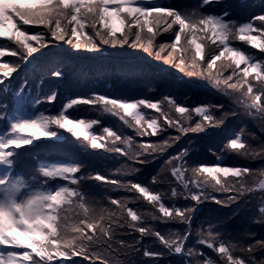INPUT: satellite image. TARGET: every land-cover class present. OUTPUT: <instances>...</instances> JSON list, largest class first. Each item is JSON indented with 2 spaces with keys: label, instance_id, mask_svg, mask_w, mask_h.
Instances as JSON below:
<instances>
[{
  "label": "snow or ice",
  "instance_id": "1",
  "mask_svg": "<svg viewBox=\"0 0 264 264\" xmlns=\"http://www.w3.org/2000/svg\"><path fill=\"white\" fill-rule=\"evenodd\" d=\"M213 2L217 0H198L194 6L169 4L167 0H0V58L9 55L27 63L34 53L50 42L63 41L75 50L87 51H98L101 45H127L142 49L149 55L154 54L157 59H163L164 63L190 77L207 78L215 86H222L224 94L247 110L249 115L264 116V60L229 46L230 40L238 39L264 52V14L238 24L227 11L222 14L205 11L206 6ZM255 22H259V26H255ZM25 26H42L46 31L30 33ZM253 32L258 34L252 35ZM162 33H171L174 39L170 43H161L156 49L154 41ZM19 67V64L0 59V77L5 78L0 79V85ZM225 72L229 74L225 76ZM51 75L60 78L63 73L53 70ZM251 81L257 82L259 92L254 90ZM15 95L20 96V93ZM56 97L57 93L53 91L44 102L51 104ZM41 103L36 99L31 106ZM79 105L90 106L118 118L141 138L157 136L168 128L175 129L179 135L159 143H136L132 136L123 135L111 126H103L104 135H97L92 129L101 123L98 119L76 118L68 114ZM210 107L219 111L223 105L189 108L169 96L151 101L93 93L87 97L69 98L57 114H46V111L29 113L18 108L11 116L0 117V122L5 124L4 130L0 131V264H56V257L61 258L59 264H66L69 257L76 256L89 260L90 264H97V261L99 264H111L106 256L118 251L114 245L125 249V254L136 252L139 251L136 245L145 236H155L170 251L174 249L175 254H181L184 240L179 234L173 233L165 238L151 226H141L145 215L129 207L132 197L106 196L104 199L109 206H105L101 199L87 197L81 182L94 180L136 194L134 199L142 198L159 213L146 214L152 221L189 222L186 214L192 213L193 208L168 207L162 201V193H153L139 182L108 179L100 173L78 176L83 165L72 158L66 162L41 164L36 168V174L25 178L23 172L15 169L21 155L17 150L41 139L58 138L57 130H64L73 138L82 139L91 150L103 149L132 161L147 163L140 158L153 153L162 154L181 136L222 125L229 115H235L234 112H222L220 117H216ZM142 109L154 110L158 116H148ZM193 115L201 118L194 124ZM224 148L230 153L253 159L264 156V148L259 152L249 150L240 135L229 139ZM188 154L187 150L181 151L165 162L171 176L184 190L178 192L172 188V197L184 196L199 203L210 198L209 189L241 194L250 191L244 179L250 169L223 166L220 163L223 157L220 156L214 165L189 167L185 161ZM116 171L128 174L138 169ZM164 171L162 167L152 177L153 182H158L157 176ZM186 173L190 178H186ZM260 174L264 175V171ZM55 180L65 183H50ZM261 186L264 187V181ZM192 187L197 191L192 192ZM229 199L235 197L230 196ZM260 211L264 212V207ZM133 233L140 234L134 243L126 244L119 238ZM189 234L186 233L185 238ZM213 239L215 236L209 232L208 240L200 239L198 243H207V247L213 249ZM258 249L264 250V241L240 249L249 254L248 260L234 258L223 242L214 251L226 258V264H257L253 253ZM143 256L158 259L160 254L144 250ZM203 264L213 262L205 260Z\"/></svg>",
  "mask_w": 264,
  "mask_h": 264
},
{
  "label": "trees",
  "instance_id": "2",
  "mask_svg": "<svg viewBox=\"0 0 264 264\" xmlns=\"http://www.w3.org/2000/svg\"><path fill=\"white\" fill-rule=\"evenodd\" d=\"M167 3L194 6L198 0H168ZM214 3L216 4L213 7L204 10L213 14H222L223 11H228L230 18L238 24L251 20L255 15L264 14V0H217ZM255 26H259V22H255ZM25 27L30 33L36 30L46 31L42 26ZM47 39L51 40L50 37ZM97 43L99 42L97 41ZM166 43H169L168 38ZM229 43L230 46L235 47L240 45L238 40H230ZM240 46L247 48L250 53L260 52L258 49H252L246 45ZM12 47L15 46L12 45ZM128 48L130 47L127 45L123 47L101 45L98 51H87L75 50L63 41L50 42L47 47L33 54L31 60L34 62H31L27 67L25 64V68H23V63L18 71L6 81L12 90L16 86L18 87L21 82H26V85L32 88L31 92H35L42 99L41 105L46 114H57L62 104L69 98L87 97L95 92L96 94L129 100L144 98L160 101L164 96H169L181 106L189 108L223 105L219 111L210 107V111L216 117H219L222 112L230 114L234 112L235 115H229L230 117L226 118L222 125L207 128L203 132L187 133L181 136L162 154L153 153L140 158L146 160L147 163L132 161L116 153H107L103 149L91 150L86 147V142L82 139L73 138L71 134L57 130L59 137L56 140L41 139L31 149L24 147L17 150L21 154L18 159H22L24 162L17 163L16 169L33 173L38 168L37 160H68L72 158L83 165L81 172L77 174L78 176L100 173L108 179L139 182L147 186L153 193H162V201L168 207L194 209L192 213L186 214L189 217V222L171 220L162 223L159 220L152 221L146 214L154 212L159 215V213L142 198L134 199L136 194L124 190H106L104 188L106 184L103 182L82 181L81 188L87 197L95 196L101 199L105 206H109L107 200L104 199L106 196L113 198L132 197L129 207L145 215V220L141 226L149 225L165 238L173 233H180V238L184 240L181 245V254H175L174 249L170 251L155 236L143 237L142 242L136 245L139 251L128 252L127 254H125V249H121L119 245H114L118 251L106 256L111 264H198V262L203 264L205 260H210L213 264H226V258H222L220 254L214 251L220 242L229 247L230 254L234 258L248 260L249 254L240 249L242 247L247 248L257 241H264V218L256 219L260 206L264 207V202H262L264 192L253 190L264 179V175L260 174L264 171V156H257L254 159L240 156L226 151L224 145L229 139L240 135L242 142L246 144L249 150L255 149L259 152L261 148H264V116L256 113L249 115L247 110L234 104L233 100L224 94L222 86L217 87L208 79L203 80L202 78V81L200 77H190L172 65H166L170 70L163 69L164 67L149 63L141 53L135 51L129 53ZM130 54L137 55L130 56ZM256 58L264 60V52L258 53ZM6 59H8V63L16 64L14 57L8 56ZM18 61H21L20 58ZM160 62L164 63L163 61ZM53 70H58L63 75L60 78H55L51 75ZM228 74V72L224 73L225 76ZM251 82L254 85V90L259 92L257 82ZM37 84H39L38 88ZM53 91L57 93L55 101L51 104L44 102L45 97ZM11 93L12 91H6L0 95V117L8 115L12 111L13 97ZM80 109L82 110L81 113L68 112V114L76 118L98 119L101 123L92 129L97 135H104L102 128L108 125L116 131L117 125L123 126V129H127L124 130V134L132 136L136 143H159L169 137L179 135L175 129L168 128L157 136L141 138L136 135L133 129L124 126L118 118L103 114L86 105H80ZM172 115H176L174 111ZM196 121L193 118L192 123L194 124ZM1 124L4 123L0 122ZM242 129L243 131H241ZM117 146L124 147L123 145ZM184 150L189 153L185 157L189 167L200 166L201 164L214 165L217 157L220 156L225 158L222 162L223 166L250 169V173L244 178L246 187L250 191L241 194L238 192H214L209 189L207 190L208 195L209 197L214 196L215 201L207 199L201 200L199 203L190 198H184V196L172 197V188H176L178 192L184 190L171 176L170 169L165 165V162ZM162 167L165 168V171L161 176H157L158 182H153L152 177L156 176ZM130 168H136L138 171L135 173L128 172V174L116 171L123 169L124 172H127ZM186 178H190L189 173H186ZM191 191L195 192L197 189L192 187ZM230 196L235 197V199L230 200ZM209 232L215 236V239L211 241L214 245L213 249H209L207 243L203 245L198 243L200 239L207 241ZM186 233L190 234L185 238ZM119 238L124 240L126 244L134 243L140 238V234H124ZM189 249H191V253ZM144 250L160 254V256L158 259L153 256L145 258L143 256ZM253 256L257 264H264V250L258 249L253 253ZM66 264H90V261L81 256H76L69 257ZM97 264H99L98 261Z\"/></svg>",
  "mask_w": 264,
  "mask_h": 264
},
{
  "label": "rangeland",
  "instance_id": "3",
  "mask_svg": "<svg viewBox=\"0 0 264 264\" xmlns=\"http://www.w3.org/2000/svg\"><path fill=\"white\" fill-rule=\"evenodd\" d=\"M216 3H211L210 5H208V6H206V8L207 9H209L210 7H213L214 5H215ZM223 9V8H222ZM228 12V11H227ZM36 31H41V30H36ZM35 31V32H36ZM32 33H34V32H32ZM258 33H255V32H253L252 33V35H257ZM167 38L169 39V43L174 39V35L173 34H171V33H162V34H160L159 36H157V38H156V40L154 41V44H155V48L156 49H158V47H159V45L163 42V41H165V43L167 42ZM162 39H164L163 41H162ZM238 39H233V41H237ZM243 43V44H242ZM230 44V43H229ZM238 44H240V45H246V46H249V47H251L250 45H248L247 43H245V42H243V41H240V40H238ZM240 45H238V46H230V47H235V48H238V49H241V50H243L244 52H248V49L247 48H244V47H242V46H240ZM252 48V47H251ZM253 49V48H252ZM128 52L129 53H131L132 51H135V52H137V53H141V54H143L144 56H145V58H146V60L149 62V63H151V64H155V65H157V66H161V67H164L163 69H168V70H170V68L169 67H167L166 65H170V64H166V63H161L160 61H163V59H157L156 57H155V55L153 54V55H149L148 53H145L142 49H133V48H128ZM258 53H260V52H258ZM258 53H256L255 51L254 52H248L247 54H249V55H252L254 58H256V56L258 55ZM137 54H130V56H136ZM9 55H6L5 57H3V58H0V59H2L3 60V62H8V59H6V57H8ZM140 56V55H139ZM13 57V56H12ZM143 57V56H142ZM15 58V61H16V64H19L20 65V67H21V65L24 63V67H25V64H26V67H27V65H30V63L31 62H34V61H32L31 60V58H29V62H27V63H25V62H23V61H18L19 60V57H14ZM257 59V58H256ZM164 62V61H163ZM23 67V68H24ZM241 67H243V65L241 66ZM17 71H18V69H17ZM179 71V70H178ZM18 73V72H17ZM0 79H5V78H3V77H0ZM7 79V78H6ZM207 78H203V80H206ZM200 80H202V78H200ZM202 80V81H203ZM205 85H207V83H205V82H203ZM37 86H39V84H37ZM38 88V87H37ZM31 87L30 86H27L26 85V82L23 84V85H19L18 87L16 86V88L14 89V90H12V87H10V85L7 83V81H5V83L3 84V85H0V95L2 94V93H4V92H6V91H12V97H13V108H12V113L10 114V115H8V116H11L12 114H13V112L14 111H16L18 108H20L22 111L23 110H27V112H29V113H36L37 111H45V109H43V107H42V105L41 104H39V105H36L35 107H32L31 106V104H32V102H34L36 99H39V100H42L40 97H38L37 96V94L35 93V92H31ZM16 92H19L20 93V96H16L15 95V93ZM95 93V92H94ZM93 94V93H92ZM68 100V99H67ZM67 100L65 101V102H67ZM142 111H144L148 116H158V113H155V111L154 110H148V109H142ZM69 112L71 113V112H73V113H81L82 112V110L80 109V105L79 106H77L76 108H74V109H72L71 111L69 110ZM220 117V116H219ZM228 117H230V116H228ZM227 117V118H228ZM193 118H195L196 120H199V119H201L200 117H196L195 115H193ZM109 126V125H108ZM4 127H5V124H1L0 125V131H3L4 130ZM211 127H214V126H209V127H207L208 129L209 128H211ZM124 127L123 126H121V125H117L116 126V129H117V131L119 132V133H121V134H123V135H125L124 134V130H127V129H123ZM206 128V129H207ZM64 131V130H63ZM64 132H66V131H64ZM59 137V136H58ZM37 142V141H36ZM36 142H34V144L36 143ZM34 144L33 145H31V146H26L25 148L26 149H31L33 146H34ZM225 160V158L223 157V159L220 161V163L222 164V162ZM67 160H61V159H49V160H44V159H42V160H37V167H39L41 164H45V163H53V162H66ZM21 162H24V160H22V159H18L17 158V163H21ZM17 163H16V165H17ZM217 163V159H216V162H215V164ZM24 164H27V163H24ZM15 169H16V167H15ZM17 171L19 170V169H16ZM20 171V170H19ZM21 172H23V171H21ZM23 174H24V176H25V178H30V176L31 175H33V174H36V172H33V173H28V172H23ZM39 179H43L42 177H38ZM262 181H264V179L262 180ZM50 183L51 184H57V183H59V184H63V183H65L64 181H62V180H55V181H50ZM104 188L106 189V190H117V189H115V186H113V185H105L104 186ZM256 189H254L253 188V190H259V191H261V192H264V187H262L261 186V184H259V186L258 187H255ZM105 189H103V190H105ZM94 190V189H93ZM212 197H214V196H212ZM215 198V197H214ZM209 200H211V201H215V199H212L211 197L209 198ZM262 202H264V198H263V201ZM260 208H262L261 206H260ZM256 215V214H255ZM263 219L264 218V212H261V211H259L258 212V215H256V219ZM180 234V233H179ZM55 261H56V264H59V261H60V259H59V257H56L55 258ZM188 264V263H187Z\"/></svg>",
  "mask_w": 264,
  "mask_h": 264
}]
</instances>
